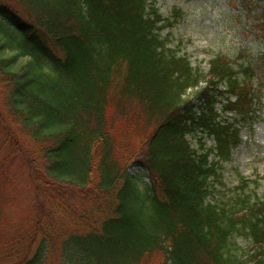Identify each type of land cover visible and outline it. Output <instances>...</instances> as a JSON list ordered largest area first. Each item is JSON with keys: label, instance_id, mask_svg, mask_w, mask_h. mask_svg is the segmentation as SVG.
Instances as JSON below:
<instances>
[{"label": "trees", "instance_id": "1", "mask_svg": "<svg viewBox=\"0 0 264 264\" xmlns=\"http://www.w3.org/2000/svg\"><path fill=\"white\" fill-rule=\"evenodd\" d=\"M255 7L264 36V0ZM173 22L148 0H0V84L17 130L32 137L52 183L112 196L97 227L59 244L67 264H264V197L209 199L219 161L240 144L238 121L255 118L264 53L241 71L217 55L205 74L161 35ZM218 103L238 121L221 120ZM197 131L214 146L193 149L186 136ZM136 162L144 190L129 173ZM235 235L253 252L236 251ZM26 239L3 242L11 263L44 264L46 248L28 259Z\"/></svg>", "mask_w": 264, "mask_h": 264}, {"label": "rangeland", "instance_id": "2", "mask_svg": "<svg viewBox=\"0 0 264 264\" xmlns=\"http://www.w3.org/2000/svg\"><path fill=\"white\" fill-rule=\"evenodd\" d=\"M148 2H154L164 19L174 20L171 26L161 30V35L170 41L169 47L186 56L193 68L205 74L210 60L217 55L225 56L234 69L241 71L247 62L264 53V36L259 34L257 25L261 22L259 13L262 10L255 7L256 0ZM245 7L254 13L247 14ZM176 10L179 15H176ZM239 77L243 78V75L239 74ZM203 85L200 83V87ZM1 86L0 185L3 190L0 193V255L3 258H0V264H12L9 247L3 246L5 239L10 243L19 237L27 238L20 244L21 248L32 246L28 259L42 246L44 251L46 248L44 264H67L60 256L59 244L67 232L83 233L97 227L108 212L105 202H110L112 196L95 199L72 190L67 183H52L39 164L41 153L31 146L34 143L32 137H26L17 130L20 125L4 104ZM252 86L257 89L256 114L252 123L239 122L236 115L222 112L221 103L216 105L221 120L238 121L240 144L232 150L228 161H219L217 176L210 178L211 201L229 202L242 194L251 200L264 197V73L260 79H252ZM196 90L192 88L186 93L195 108L200 104ZM186 139L199 153L214 146L213 139L201 131L187 135ZM210 160L217 161L212 156ZM129 173L139 181L141 190L149 184L148 174L139 162L130 167ZM241 179L250 181L247 188H241ZM67 203L72 204L69 213ZM233 242L241 254L253 252L254 246L249 238L235 235ZM18 257L16 261L21 259L20 255Z\"/></svg>", "mask_w": 264, "mask_h": 264}]
</instances>
